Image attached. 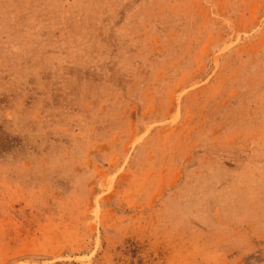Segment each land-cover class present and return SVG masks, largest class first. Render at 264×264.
<instances>
[{"label": "rangeland", "instance_id": "1", "mask_svg": "<svg viewBox=\"0 0 264 264\" xmlns=\"http://www.w3.org/2000/svg\"><path fill=\"white\" fill-rule=\"evenodd\" d=\"M0 264H264V0H0Z\"/></svg>", "mask_w": 264, "mask_h": 264}]
</instances>
